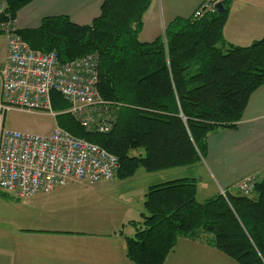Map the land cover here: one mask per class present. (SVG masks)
I'll return each mask as SVG.
<instances>
[{
    "label": "trees",
    "instance_id": "16d2710c",
    "mask_svg": "<svg viewBox=\"0 0 264 264\" xmlns=\"http://www.w3.org/2000/svg\"><path fill=\"white\" fill-rule=\"evenodd\" d=\"M1 22H14L35 0H2ZM224 13L205 10L146 43L143 16L153 0H105L89 25L67 16L48 17L39 28L17 30L32 50L55 52L62 63L97 55L98 88L109 104L112 129H84L71 114L57 124L77 138L118 157L122 179L184 168L207 154L208 139L242 121L251 96L264 86V37L250 46L228 43ZM201 8V7H200ZM61 113L70 105L52 94ZM198 183L184 178L152 186L145 195L142 221L126 238L134 264H165L180 237L207 241L239 264H264V176L251 194L228 192L204 202Z\"/></svg>",
    "mask_w": 264,
    "mask_h": 264
},
{
    "label": "crops",
    "instance_id": "0c3cea01",
    "mask_svg": "<svg viewBox=\"0 0 264 264\" xmlns=\"http://www.w3.org/2000/svg\"><path fill=\"white\" fill-rule=\"evenodd\" d=\"M206 1L153 0L143 16L140 40L149 43L163 36L165 31L177 29L180 23L192 18ZM104 2L105 0H35L18 13L15 25L19 30L36 29L45 18L57 16H67L77 25H89L100 16ZM223 36L228 43L240 47L250 46L262 39L264 0H234L229 7ZM6 58L5 44L0 70L5 65ZM53 118L57 121V116ZM195 165L201 166L215 184H212L214 191H211L212 195L207 200L218 196L222 190L235 194L236 185L247 176L256 174L264 176V86L251 96L243 119L236 129H222L210 135L207 154ZM186 168L156 173L139 170L129 179H122L116 175L111 181L105 180L95 184L96 187L91 189L96 193L105 187H115L112 194H116V191L122 192L126 186L132 184L140 185L138 204L134 208L133 202L136 201V197L130 196L132 204L129 205L128 212L116 210L119 213L112 214L109 222L104 224L110 226L111 230L104 233L65 231L51 228L50 223L38 224V220L45 216L52 218L47 213L61 212V203L68 201L67 195L73 193V190L88 189L89 186L95 185L88 186L87 183L76 182L28 199L32 205L27 208L30 214L36 212L37 215L42 214V218L28 221L27 226H24V223L18 224V228L10 233L0 232V245L4 238H11L17 242L9 246H0V264H131L132 261L126 251V238L135 235L136 231L129 229L134 226L132 223L142 221L141 215L148 189L158 184L189 178L186 176L187 171H183ZM2 192L1 200L19 206L22 199H18L14 194ZM19 238L26 241V244H20ZM8 254L11 260L6 259ZM165 264H238V262L207 241L180 237Z\"/></svg>",
    "mask_w": 264,
    "mask_h": 264
},
{
    "label": "built area",
    "instance_id": "2783aa9c",
    "mask_svg": "<svg viewBox=\"0 0 264 264\" xmlns=\"http://www.w3.org/2000/svg\"><path fill=\"white\" fill-rule=\"evenodd\" d=\"M222 0H207L195 17L214 10ZM5 3L0 0V13ZM14 22H1L6 36L7 58L0 70V190L28 200L41 193L80 182L95 185L112 180L120 170L117 156L104 148L73 136L56 126L47 135L8 130L6 113L71 114L87 131L105 134L112 129L109 104L102 98L99 59L89 55L62 63L55 52L35 51L17 34ZM69 103L68 110L56 113L52 94ZM263 175H250L236 185V193L249 195ZM229 191L220 194L228 199Z\"/></svg>",
    "mask_w": 264,
    "mask_h": 264
},
{
    "label": "rangeland",
    "instance_id": "374dc122",
    "mask_svg": "<svg viewBox=\"0 0 264 264\" xmlns=\"http://www.w3.org/2000/svg\"><path fill=\"white\" fill-rule=\"evenodd\" d=\"M5 44L6 36L3 33H0V63L3 62L2 55ZM56 125L57 121L48 114L27 113L21 111H9L6 113L5 126L11 131L26 134L47 135L52 132ZM183 171H187L188 175L186 176L189 178L197 180L199 188L198 200L200 202L207 200V198L212 195L211 191H214L212 186L214 182L208 178L203 168L199 165H194L187 167ZM93 187H96V185L89 186L88 189L79 188L77 190H73V193L67 195L66 200L68 201L61 203V212L56 214L47 213L50 217H52L51 219L46 216L43 219H39L42 218V214L37 215L36 212L34 214H30V210L27 208H30L32 205L27 200H21L19 202V206H15L0 199V232L4 231L10 233L18 228V224L20 225L24 223V226H27L28 221H35L36 219H39V225L42 222H44L45 225L50 223L51 228L74 232L80 231L91 234H98L101 232L104 233L111 230L110 226L108 227L104 224L109 222L112 214L119 213L116 210L128 212L130 209L129 205L132 204L130 196L132 198L136 197V201L133 202L134 208L138 204V189L140 191L139 183L126 186L124 191H116V194H112L116 189L113 186L108 188L105 187L102 190L106 191L101 190L97 193L91 189ZM135 191L137 192L135 193ZM2 193L3 192L0 190V195H2ZM129 229L131 231L132 229L136 230L135 226L129 227ZM11 243L17 242H14L11 238H4L2 245L9 246ZM19 243L26 244V241L19 238ZM6 259H12H10V254L7 255ZM131 264L133 263L131 262Z\"/></svg>",
    "mask_w": 264,
    "mask_h": 264
},
{
    "label": "water",
    "instance_id": "95a60500",
    "mask_svg": "<svg viewBox=\"0 0 264 264\" xmlns=\"http://www.w3.org/2000/svg\"><path fill=\"white\" fill-rule=\"evenodd\" d=\"M216 14L221 15L226 10L222 3H217L214 7Z\"/></svg>",
    "mask_w": 264,
    "mask_h": 264
}]
</instances>
